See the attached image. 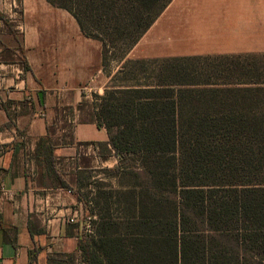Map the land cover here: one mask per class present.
I'll list each match as a JSON object with an SVG mask.
<instances>
[{
  "label": "trees",
  "instance_id": "1",
  "mask_svg": "<svg viewBox=\"0 0 264 264\" xmlns=\"http://www.w3.org/2000/svg\"><path fill=\"white\" fill-rule=\"evenodd\" d=\"M48 1L101 43L105 68L117 61L121 73H130L93 96L89 121L104 127L108 140L81 143L98 146L103 162L115 156L117 163L78 165L75 183L94 187L78 193L90 227L76 225L77 252H55L48 264H264V80L190 89L198 83L177 75L188 72L186 61L207 58L197 56L154 58L157 79L143 82L134 71L150 59L126 56L171 0ZM216 58L228 73L245 66ZM55 148L48 132L35 160L69 188Z\"/></svg>",
  "mask_w": 264,
  "mask_h": 264
},
{
  "label": "crops",
  "instance_id": "2",
  "mask_svg": "<svg viewBox=\"0 0 264 264\" xmlns=\"http://www.w3.org/2000/svg\"><path fill=\"white\" fill-rule=\"evenodd\" d=\"M0 11V264H48L55 252H77L81 200L71 188L33 181V154L56 106L79 103L86 83L101 91L112 74L103 72L101 43L68 10L48 0H0ZM260 54L264 0H171L126 58L224 57L233 64ZM74 137L56 146L58 159L76 156V142L107 141L108 133L76 123Z\"/></svg>",
  "mask_w": 264,
  "mask_h": 264
},
{
  "label": "rangeland",
  "instance_id": "3",
  "mask_svg": "<svg viewBox=\"0 0 264 264\" xmlns=\"http://www.w3.org/2000/svg\"><path fill=\"white\" fill-rule=\"evenodd\" d=\"M128 55V54H127ZM127 57V56H126ZM127 59V58H126ZM131 59V58H128ZM134 60L138 58H132ZM143 59V58H141ZM241 61H239L242 64H245V66H241L242 69H236L235 65L229 69L234 70L232 73H228L225 71V66H221L220 59L219 58H203V59H192L189 61H186L188 66V72L185 73V75L178 76L177 78H183L184 80L192 81L191 83H198L192 86H189L190 89L193 90H205V89H213L216 87H227L224 85L225 83L230 82H236L241 80H249L250 78H258L260 80H264V54H260L258 56H250L245 58H240ZM248 61H255L254 65L247 63ZM151 64L147 63L145 64V68L143 70H139V67L134 71L135 77L144 81L154 82L157 79V75L159 71L155 69L156 64L158 62H154L153 59L149 60ZM226 61V60H225ZM231 65V64H230ZM121 66L120 62L112 61L109 63V65L105 68H103L104 74L109 76L108 73H111L112 76H114V80L111 81L112 76L109 78L106 85H103V81L98 82L101 86V91L98 86H96L95 83L90 84L86 83L84 86H82V100L79 103H69L67 106H62L61 108H58L56 106L55 112H52L50 115V136L52 137L54 143H56V146L58 144H67L71 142L72 140L75 143V137H74V129L76 123H91L89 120L91 118L92 113V106L91 102L93 100L94 94H103L106 87L111 84H123L126 81V75L130 74L129 71H126L124 73H121L119 71V68ZM151 66V69H150ZM232 66V65H231ZM128 70H132L133 68L131 65L129 66ZM237 72L235 73V71ZM110 74V75H111ZM130 76V75H129ZM128 76V77H129ZM127 77V78H128ZM207 82H211L213 84H207ZM92 88V89H91ZM80 91V90H79ZM86 100L87 102H90L89 104H86L83 109H79V104ZM77 147V155L76 156H62L59 158V164H58V170L62 175L65 177V179L70 183L69 188H71L74 193L78 194H84L88 192L89 190H94L93 185H89L88 187H84L80 189L78 185L74 181V174L75 171L78 169V165L85 166L84 168H87V166L94 167L99 169L100 167H112V162L110 160H116V157L113 156L109 160L110 162H103L101 160V157L99 156L100 148L93 144H87V143H81L76 142ZM35 157V154H33V159ZM74 157V158H73ZM99 158V160H98ZM34 168L31 172V179L35 181L36 183H39L41 185H51V186H59L58 181L52 180L49 176H47L40 167V165L37 164L36 160H34ZM91 171H94L93 174L99 175L98 172H95L93 168ZM100 176H104L102 173ZM93 180V178L91 179ZM73 181V182H72ZM90 219L91 215L88 211L85 209V205L83 204L81 200L80 210H78V220L79 225L82 227L84 225H89L90 227Z\"/></svg>",
  "mask_w": 264,
  "mask_h": 264
},
{
  "label": "built area",
  "instance_id": "4",
  "mask_svg": "<svg viewBox=\"0 0 264 264\" xmlns=\"http://www.w3.org/2000/svg\"><path fill=\"white\" fill-rule=\"evenodd\" d=\"M71 221H74L73 219H71ZM89 226V225H88Z\"/></svg>",
  "mask_w": 264,
  "mask_h": 264
}]
</instances>
